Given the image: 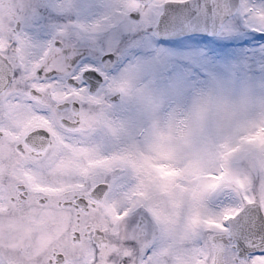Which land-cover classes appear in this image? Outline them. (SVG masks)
Masks as SVG:
<instances>
[{
	"label": "snow or ice",
	"instance_id": "obj_1",
	"mask_svg": "<svg viewBox=\"0 0 264 264\" xmlns=\"http://www.w3.org/2000/svg\"><path fill=\"white\" fill-rule=\"evenodd\" d=\"M190 3L0 0V264H264V97L161 118L133 76L163 69L108 67ZM202 11L264 41V0Z\"/></svg>",
	"mask_w": 264,
	"mask_h": 264
},
{
	"label": "rangeland",
	"instance_id": "obj_2",
	"mask_svg": "<svg viewBox=\"0 0 264 264\" xmlns=\"http://www.w3.org/2000/svg\"><path fill=\"white\" fill-rule=\"evenodd\" d=\"M41 14L47 18L46 9ZM158 16L145 27L131 30L136 38L121 50L111 71L119 75L129 65L163 69L133 76L158 102L161 118L190 110L193 100L210 89L233 98L245 91L256 100L264 97V41L245 44L251 39L246 26L228 21L214 38H181L161 44L151 32ZM114 102L123 103L119 97Z\"/></svg>",
	"mask_w": 264,
	"mask_h": 264
},
{
	"label": "water",
	"instance_id": "obj_3",
	"mask_svg": "<svg viewBox=\"0 0 264 264\" xmlns=\"http://www.w3.org/2000/svg\"><path fill=\"white\" fill-rule=\"evenodd\" d=\"M205 0H192L188 5H171L166 8L152 29L153 35L160 41L182 37H214L222 27L218 16H208L202 9ZM118 57L108 67L111 69Z\"/></svg>",
	"mask_w": 264,
	"mask_h": 264
}]
</instances>
